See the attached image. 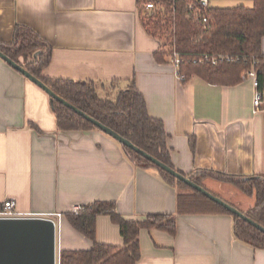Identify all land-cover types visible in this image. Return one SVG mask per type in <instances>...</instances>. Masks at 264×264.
Here are the masks:
<instances>
[{
    "label": "crops",
    "instance_id": "obj_1",
    "mask_svg": "<svg viewBox=\"0 0 264 264\" xmlns=\"http://www.w3.org/2000/svg\"><path fill=\"white\" fill-rule=\"evenodd\" d=\"M149 1L32 0L28 12L18 10L16 0H0V42L12 41L16 25H26L51 47L44 76L95 81L104 93L134 82L150 115L163 120L171 161L184 173L264 175V102L254 105L252 78L243 75L237 84H213L198 75L181 79L171 49L142 22ZM178 191L156 167L133 163L121 142L102 129L60 130L49 94L0 56V207L14 198L23 215L55 219L59 254L94 244L66 213L109 200L128 219L177 216L175 234L141 229L136 264H264V248L236 237L233 214L177 213ZM96 239L124 245L120 225L107 214L97 217Z\"/></svg>",
    "mask_w": 264,
    "mask_h": 264
},
{
    "label": "trees",
    "instance_id": "obj_2",
    "mask_svg": "<svg viewBox=\"0 0 264 264\" xmlns=\"http://www.w3.org/2000/svg\"><path fill=\"white\" fill-rule=\"evenodd\" d=\"M154 1L158 0H151ZM160 1L167 16L166 22L159 19L162 11L158 7L146 13L142 22L154 36H158L163 24H171L165 44L170 46L172 53L176 51L179 54V72L185 75V79L198 75L213 84H237L242 81L243 75L255 69L258 89L264 91V0H253L251 7L243 4L215 7L204 0ZM0 49L80 110L179 172L191 176L198 184H202V178L210 176L230 182L246 195L255 197L254 205L243 212L264 226V175L245 177L214 169L186 174L177 169L171 161L165 124L162 119L150 115L145 97L134 82L117 92L104 93L95 81L44 76L42 72L51 60V47L26 25H16L12 41L0 42ZM37 51L39 53L35 56ZM215 58L216 62L213 61ZM50 100L60 130L99 128L73 108L51 96ZM121 145L127 157L137 166L156 167L164 180L178 187L177 213H231L235 219L236 237L255 248H264V231L141 153ZM101 214L110 215L120 225L123 246L101 243L96 239V220ZM66 216L71 225L92 239L94 244L91 249L62 250L60 264H136L141 258L139 235L142 228L158 227L172 234L177 230L174 213H148L144 219H128L117 211L115 202L109 200L81 205V209L68 212Z\"/></svg>",
    "mask_w": 264,
    "mask_h": 264
},
{
    "label": "water",
    "instance_id": "obj_3",
    "mask_svg": "<svg viewBox=\"0 0 264 264\" xmlns=\"http://www.w3.org/2000/svg\"><path fill=\"white\" fill-rule=\"evenodd\" d=\"M205 2V0H204ZM39 51L35 53L37 56ZM0 56L12 66L25 74L31 81L43 88L52 98L73 108L79 114L93 122L97 127L110 134L122 144L141 153L146 158L168 171L170 174L184 181L193 188L201 191L215 202L223 205L232 213L248 220L254 226L264 231V226L251 219L242 210L226 200L214 195L202 185L191 179L165 162L159 160L147 151L135 145L131 140L123 137L111 127L88 115L68 100L56 93L41 78L31 73L21 63L15 61L0 49ZM57 229L55 219L42 215H23L17 217H0V264H57L59 251L57 249Z\"/></svg>",
    "mask_w": 264,
    "mask_h": 264
},
{
    "label": "rangeland",
    "instance_id": "obj_4",
    "mask_svg": "<svg viewBox=\"0 0 264 264\" xmlns=\"http://www.w3.org/2000/svg\"><path fill=\"white\" fill-rule=\"evenodd\" d=\"M154 2L156 6L154 8L158 7L157 9L162 11L159 19H161L163 23H165L167 16L165 15L164 6L162 5L160 0H158L157 2L156 1ZM154 8L143 11L141 15L142 18L145 17L146 13L151 12ZM163 25L164 27L161 30H159L158 36L161 37V39L165 41L167 39V35L169 36L172 27L170 23L168 24L166 23ZM168 48L171 49L169 46ZM101 95H103V93H101ZM201 185L204 188H206L208 191L213 193L214 195L219 196L220 198L226 200L227 202L235 205L242 211H245L246 208L249 206H253L255 202V197L246 195L245 193H243L241 190H239L237 187H235L230 182H226V181L215 179L214 177L206 176L202 178Z\"/></svg>",
    "mask_w": 264,
    "mask_h": 264
},
{
    "label": "built area",
    "instance_id": "obj_5",
    "mask_svg": "<svg viewBox=\"0 0 264 264\" xmlns=\"http://www.w3.org/2000/svg\"><path fill=\"white\" fill-rule=\"evenodd\" d=\"M146 6L148 8H154L155 4L154 2L149 1L147 2ZM204 20L206 21V18H204ZM216 60L217 59L215 58V60L213 61L216 62ZM172 61L175 67L177 68V73L179 77L181 79H185V75L179 72L180 65H181L180 64L181 58L176 51H174L172 54ZM246 76L252 78L253 83L257 87V91H256L255 98H254V105L256 107H260L264 102V91L258 89V80H257L256 70L255 69L249 70ZM79 209H81V205L74 207L73 211H78ZM57 215L60 217L62 214L58 213ZM17 216H23V214L16 209V200L14 198L6 199L3 202L2 206L0 207V217H17ZM57 264H60V254H59Z\"/></svg>",
    "mask_w": 264,
    "mask_h": 264
},
{
    "label": "clouds",
    "instance_id": "obj_6",
    "mask_svg": "<svg viewBox=\"0 0 264 264\" xmlns=\"http://www.w3.org/2000/svg\"><path fill=\"white\" fill-rule=\"evenodd\" d=\"M16 8L20 11L32 12V0H16Z\"/></svg>",
    "mask_w": 264,
    "mask_h": 264
},
{
    "label": "bare ground",
    "instance_id": "obj_7",
    "mask_svg": "<svg viewBox=\"0 0 264 264\" xmlns=\"http://www.w3.org/2000/svg\"><path fill=\"white\" fill-rule=\"evenodd\" d=\"M258 79V78H257Z\"/></svg>",
    "mask_w": 264,
    "mask_h": 264
}]
</instances>
